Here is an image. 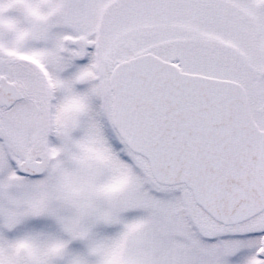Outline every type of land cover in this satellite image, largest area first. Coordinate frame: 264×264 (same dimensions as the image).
<instances>
[{"label":"snow or ice","instance_id":"obj_1","mask_svg":"<svg viewBox=\"0 0 264 264\" xmlns=\"http://www.w3.org/2000/svg\"><path fill=\"white\" fill-rule=\"evenodd\" d=\"M0 264H264V0H0Z\"/></svg>","mask_w":264,"mask_h":264}]
</instances>
